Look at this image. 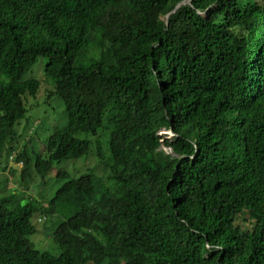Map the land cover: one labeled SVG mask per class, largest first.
I'll list each match as a JSON object with an SVG mask.
<instances>
[{"label":"trees","instance_id":"1","mask_svg":"<svg viewBox=\"0 0 264 264\" xmlns=\"http://www.w3.org/2000/svg\"><path fill=\"white\" fill-rule=\"evenodd\" d=\"M41 56L54 129L29 100ZM13 154L39 194L0 195V264H264V0H0L2 170ZM91 154L104 175H77Z\"/></svg>","mask_w":264,"mask_h":264},{"label":"rangeland","instance_id":"2","mask_svg":"<svg viewBox=\"0 0 264 264\" xmlns=\"http://www.w3.org/2000/svg\"><path fill=\"white\" fill-rule=\"evenodd\" d=\"M47 58L44 56L39 57L38 62L34 65V67L31 69V71L27 74L34 75L36 78H38L41 81V88L39 91V94H37V98L31 97L30 101H39L41 109L45 111V124H48L51 126L52 129L63 125L67 121V112L65 109L64 101L59 96H53L51 99L46 100V97L42 101L40 96H45L46 92H48L49 89L52 87V83L50 80H48L45 76V65H46ZM41 92V93H40ZM47 101V102H46ZM19 130L22 131V127H19ZM28 131V130H27ZM22 141L25 138L26 130L22 131ZM158 134L161 138V141L165 138L172 139L175 135L173 131L162 128L158 131ZM22 144V142H21ZM161 149H164L166 152H171L172 150L168 147H166L164 144L161 146ZM173 153V152H172ZM13 157H10L8 160V165L5 170H2L0 168V180L3 181L7 179V181H3L0 186V195L9 194L10 190H13L18 197H25V198H33L39 194L38 190L34 189L32 184L30 183L29 179L22 180L21 179V173L18 171L20 170V164L15 162ZM94 161V159H91ZM76 169L78 173H81L85 169L84 161L82 159L76 160ZM88 165V163L86 162ZM71 168L70 164L67 166ZM57 165L52 169L51 175L55 176L57 173ZM40 181V178L35 181L36 184H38ZM40 187V186H39ZM42 187V186H41ZM48 190L45 191L46 197L45 202L47 204L49 200V196L51 193V188L47 187ZM40 191V190H39ZM42 216V215H40ZM38 215L34 216L32 218L33 223L37 227V232L31 236V240L34 242L37 248L40 249H48L52 250V247H54V253H58L59 246L53 242L52 240V233L56 225L54 222L47 217L43 219L42 222L38 221ZM241 223V221H238ZM57 247H56V245Z\"/></svg>","mask_w":264,"mask_h":264},{"label":"clouds","instance_id":"3","mask_svg":"<svg viewBox=\"0 0 264 264\" xmlns=\"http://www.w3.org/2000/svg\"><path fill=\"white\" fill-rule=\"evenodd\" d=\"M160 130H161V129H160ZM170 149H171V148H170ZM171 153H172V151H171ZM11 157H13V156H11ZM80 159H82V160L84 161V165H85V166H89V165L92 166V170L90 171V172H91L90 174H93L94 176H95V174H96L97 176H103V175H104V170L102 169V168H103L102 166H99V167L95 168V165L100 164V163L96 160L95 155L91 154V155H88L87 157H81V158L76 159V160H80ZM91 159H94V161L91 160ZM76 160H75V161H76ZM86 162L88 163V165L86 164ZM18 164H19V163H18ZM85 169H86V167H85ZM85 169H84V171H85ZM79 174H80V173H78V171H77V175H79ZM43 219H44L43 217H38V221H39V222H42Z\"/></svg>","mask_w":264,"mask_h":264},{"label":"bare ground","instance_id":"4","mask_svg":"<svg viewBox=\"0 0 264 264\" xmlns=\"http://www.w3.org/2000/svg\"><path fill=\"white\" fill-rule=\"evenodd\" d=\"M180 5V4H179ZM42 139V138H41Z\"/></svg>","mask_w":264,"mask_h":264}]
</instances>
